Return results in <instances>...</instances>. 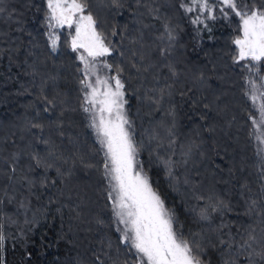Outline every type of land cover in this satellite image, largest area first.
<instances>
[{"label":"trees","instance_id":"1","mask_svg":"<svg viewBox=\"0 0 264 264\" xmlns=\"http://www.w3.org/2000/svg\"><path fill=\"white\" fill-rule=\"evenodd\" d=\"M25 1L27 5L22 0L8 3L3 0L6 12L0 14L3 33L0 36V156L27 151L29 142L41 155L46 153L47 146L38 143L31 133L22 131L26 120H32L45 126L43 137L50 138L56 152L70 161L63 164L56 160V166L62 170L72 168V175L58 177L55 168L49 169V182L56 180V184L49 183L46 188L37 184L32 194L26 184H15L13 192L7 179H0V197L5 188L9 196L16 197L13 203L5 198L0 206L4 214L16 221H5L9 236L5 261L6 264H90L92 251L99 248L98 241L102 237L111 238L115 247L118 234L109 227L111 210L105 206V181L101 172L85 169L79 162L74 167L71 164L74 154L84 155L91 163L102 160L86 113L80 108L82 76L77 69H82V65L76 52L65 43L69 40L65 34H61L55 51L48 46L42 23L44 0ZM166 1L140 0L137 4L136 0H121L123 7L116 8L111 0H88L100 30L108 33L114 26L121 30V34L109 37L116 50L104 59L125 69L122 79L126 83V110L133 121L139 161L143 162L166 207L174 210L185 235L203 234L218 245V233L213 230L222 222H232L230 229L237 239L249 224L259 236L264 224L243 215L244 199L259 195V181L254 137L249 136L254 129L248 118L250 113H257L243 94V77L247 73L241 64L232 61L236 49L231 40L237 35L238 19H224L217 12L218 18L207 20V27L193 25L191 20L199 12L186 13L179 7L184 0ZM165 23L174 29L176 37L167 57L176 66V77L162 67L164 60L159 55V48L168 42L166 35L160 39ZM133 63L140 72L132 67ZM149 65L157 67L144 71ZM109 73L115 74L114 70ZM201 74L203 82L199 79ZM43 82L49 98L59 93L63 104L52 108L37 101ZM166 85H172L171 96L167 95ZM160 88H165V97L157 106L147 97H158ZM181 92L186 95L181 96ZM33 103L39 109L38 116L36 108L26 107ZM205 104L208 108H204ZM44 107H49V111L45 112ZM170 111L173 115L167 114ZM161 122L168 127L174 123L175 144L171 150L167 133L159 126ZM7 125L10 128L4 130ZM154 132L164 140L161 149H157V140L150 139ZM188 144L193 145V155L185 165L181 153L182 146ZM157 155L172 156L176 161L171 176ZM29 162L26 155L21 156L17 177L27 173ZM30 175L39 177L44 171L36 169ZM185 179L189 182L185 183ZM244 184L252 192L245 191V197L241 198ZM200 196L205 199H198ZM209 196L230 202L234 211L221 216L209 210V219H202L200 210L211 203ZM24 197L29 201L26 211L18 207V201ZM25 218L34 219L35 223L25 224ZM98 220L104 224L97 223ZM228 231V228L221 230L225 234ZM120 247L123 252L124 246ZM254 247L259 250L258 245ZM222 251L223 245L207 247L205 258L210 264H221L227 258L222 257ZM238 264H247V257L240 256Z\"/></svg>","mask_w":264,"mask_h":264},{"label":"snow or ice","instance_id":"2","mask_svg":"<svg viewBox=\"0 0 264 264\" xmlns=\"http://www.w3.org/2000/svg\"><path fill=\"white\" fill-rule=\"evenodd\" d=\"M136 3L139 4L140 0H136ZM111 4L116 8L123 7L121 0H111ZM44 7L42 23L48 29L45 35L52 51H55L61 42L59 30L64 28L72 30L69 33L70 40L65 43L73 52L79 53L77 59L83 64L82 69H77L82 76L79 80L80 108L88 114L89 126L95 129L99 144L97 151L102 153V160L98 163L87 162L84 155L74 154L71 164L74 167L79 162L85 169H96L101 172L105 181L103 190L107 201L105 206L111 210L109 227L118 234L115 247L111 238L102 237L98 241L99 248L92 251L90 264H210L205 258L206 248H215L218 245L224 246L221 255L227 257L222 259L221 264H238L240 256L247 257V264H264V228L260 229L258 236L256 228L251 224L247 227L241 226L243 231L239 233V239H237L230 229L232 222H222L217 229L213 230L218 233V245L212 244L210 238L203 234L185 235L182 231L183 225L179 223L174 210L166 207L164 199L158 190L154 189L143 162L137 159L138 145L134 140L133 121L125 108L128 104L125 98L126 83L122 79L125 69L100 59L116 50V45L109 37L121 34V30L115 26L108 33L100 30L98 18L90 10L88 0H44ZM179 7L186 13L194 11L200 13L191 20L193 25L203 24L207 27L206 21L216 20L217 12L224 19L232 17L238 19L237 35L231 40L236 49L232 61L234 64H241L247 73L243 77V94L257 113V115L250 113L248 118L254 129L249 132V136L254 137L259 181V195L255 198L248 195L244 199L246 207L243 215L255 217L258 224H264V0H189L188 3H181ZM5 12L3 0H0V14ZM202 16L203 19H201ZM163 28L164 32L160 39L163 40L166 35L168 42L159 48V55L164 60L162 67L167 69L170 76L176 77L178 72L175 64L167 60L176 39L173 34L174 29L167 23L163 25ZM126 30L125 26L124 31ZM208 30L211 31V29ZM120 55L123 56V53L121 52ZM133 55L136 54L133 53ZM140 59L142 61L143 56ZM132 67L137 72L141 71L135 63ZM150 67H157V65H149L143 70L148 71ZM102 69L114 70L115 74L101 76ZM199 79L203 82V74ZM45 83L43 82L40 86L37 101L52 108L57 104H63L64 100L59 93L49 98ZM166 87L169 89L167 95L171 96L172 85H166ZM152 91L157 90L152 89ZM158 91V97H147L157 106L165 97V88H160ZM180 95L184 96L186 93L181 92ZM26 107L36 108V104ZM204 108H208V105L205 104ZM43 110L47 112L49 107H44ZM36 114L39 115L38 108H36ZM167 114L173 115V112L170 111ZM159 126L167 133L168 148L171 150L175 144L174 123L168 127L161 122ZM44 127L42 123L26 120L22 129L31 133L38 143L47 146L44 155L36 151L29 142L27 151H14L9 156H0V179L6 178L9 185L13 186V192L16 191L15 184H26L29 194H32V189L37 184L41 188L48 187L49 183L54 186L56 180L49 182L47 177L48 170L52 168H55L58 177L72 175V168L62 170L56 166V160L62 161L63 164H69L70 161L56 152L50 138L43 137ZM208 130L212 131L211 128ZM59 134L62 136L63 132ZM23 138L21 136V139ZM150 139L158 141L157 149L164 147V140L158 132H154ZM22 155H26L30 162L26 165L27 173L17 177ZM181 155L182 163L187 165L193 155V145L182 146ZM157 159L164 163L171 176V169L176 164L172 156L165 158L157 155ZM36 169H43L44 175L39 177L30 175ZM184 182L189 181L185 179ZM241 189V198L245 197V191L252 192L247 184L241 185ZM5 198L8 203L16 201L15 195H8L7 188L3 190V197H0V206L5 203ZM198 199L203 200L205 197L200 196ZM207 199L211 203L200 210L202 219H209V210L218 212L221 216L234 211L232 204L224 199L212 196ZM28 203V197H24L18 201V207L26 211ZM5 221L16 223L11 216L4 214L0 207V264H6L5 245L9 239L5 232ZM24 222L33 224L35 220L29 221L25 218ZM97 223L103 225L104 221L98 220ZM225 228L229 229L226 234L221 232ZM225 235L227 239L224 238ZM121 245L124 246L123 252ZM254 245H258L259 250ZM31 255L32 253L29 252L28 256L31 257Z\"/></svg>","mask_w":264,"mask_h":264},{"label":"rangeland","instance_id":"3","mask_svg":"<svg viewBox=\"0 0 264 264\" xmlns=\"http://www.w3.org/2000/svg\"><path fill=\"white\" fill-rule=\"evenodd\" d=\"M7 1V3L8 2H10V1H14V0H6ZM17 1V0H16ZM189 1V0H188ZM164 2L165 3H168V1H166V0H164ZM184 3H186V0H184ZM22 4H25V5H27L28 4V2H26L25 0H22ZM5 20H8V19H5ZM7 24H8V22H7ZM48 31V29H46V32ZM60 31V34H65L66 36H68L69 37V40H70V36H69V33L72 31L71 29H67V28H64V29H61V30H59ZM1 34H3L1 31H0V36H1ZM77 54V56L79 55V53H76ZM101 60H105L104 59V57L103 58H100ZM81 62V61H80ZM81 65H82V68H83V64H82V62H81ZM100 75L101 76H104V75H114V74H110L109 73V70H107V69H102L101 71H100ZM126 98V97H125ZM125 108H126V105H125ZM257 115V114H256ZM86 116H87V119H88V114H86ZM88 122H89V119H88ZM6 127V126H5ZM4 127V128H5ZM12 127V126H11ZM8 128H10L9 127V125H7V128H5L4 130H7ZM91 129H92V131H93V133H94V136H95V138H96V135H95V129L94 128H92L91 127ZM10 131H11V129H10ZM137 159L139 160V158H138V156H137Z\"/></svg>","mask_w":264,"mask_h":264}]
</instances>
